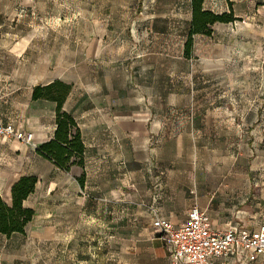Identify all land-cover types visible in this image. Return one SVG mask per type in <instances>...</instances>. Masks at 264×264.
Wrapping results in <instances>:
<instances>
[{
	"label": "rangeland",
	"instance_id": "1",
	"mask_svg": "<svg viewBox=\"0 0 264 264\" xmlns=\"http://www.w3.org/2000/svg\"><path fill=\"white\" fill-rule=\"evenodd\" d=\"M229 2L236 21L214 24L208 37L194 35L186 56L190 0H0V68L17 77L47 70L72 84L71 105L83 115L126 117L136 130L126 136L131 156L114 147L89 181L79 167L63 176L33 166L48 180L27 199L36 217L31 235L18 241L20 261L158 260L148 231L158 127L161 147L173 148L190 180L199 178L218 197L227 222L264 225V0ZM203 8L229 11L223 0ZM18 94L15 102L24 99Z\"/></svg>",
	"mask_w": 264,
	"mask_h": 264
},
{
	"label": "crops",
	"instance_id": "2",
	"mask_svg": "<svg viewBox=\"0 0 264 264\" xmlns=\"http://www.w3.org/2000/svg\"><path fill=\"white\" fill-rule=\"evenodd\" d=\"M207 11L214 13L210 9H207ZM221 13H225V11L215 14ZM56 80L65 82L59 77H50L47 70L41 71L38 75L34 74L32 71H28L24 72V76L17 77L13 71L0 68V115L3 117L4 122L10 123L20 130L31 132L34 137V146L23 145L11 140L0 141V199L8 205H10L11 201V186L20 177H36L37 182L35 188L40 182L44 183L48 180L47 175L46 178L43 179L38 178L36 174L32 173L33 166L36 164L50 166L51 170H55L63 176L69 173L59 170L52 163L35 152L40 144L51 140L53 137L55 130L56 104L45 100L32 101V88L35 85H46ZM67 84L71 85V90L62 109L74 118L80 130L85 149L84 165L83 168L80 169L82 171L81 173L84 172L83 175H85L86 179L89 181V178L98 170V166L102 162L100 156L104 155L106 158L113 156L114 147L124 148L125 155L128 157L131 156L129 155L130 152L126 151V144L128 143V138H126V136L130 132L136 130L134 127H130L131 125L128 123L126 117H115L112 115H94L93 117H87V115H83L74 101H72L71 105V100L75 96V93L72 84ZM18 93H24V99L20 102H15L14 97H18ZM184 133L185 130L183 129L176 135L178 141L183 140L181 134ZM161 136V129L158 127L156 133H154V143L158 144L154 145L153 148L154 161L156 163V176L158 175V178L156 187L154 186L153 188L152 209L151 212H149L150 227L148 230L151 236V251L153 252L155 250L159 259H155L154 262L150 261L148 264H160L162 261L166 262V260L168 264H172L164 242L151 225V221L155 216L168 220L170 223L177 226L185 221L187 211L192 206H197L209 217L213 228H224L230 223H239L249 228L248 225L242 222L240 223V221L227 222V218L222 216L224 205L219 206L217 202L218 197L210 195L206 188L202 186L199 178L196 181L190 180L192 174L190 170H186L185 165L181 163V158H178L176 161L172 158L174 149L169 147V149L166 150L164 147H161ZM177 146L178 147L175 149L177 150V156H183L185 154V149L181 145ZM198 148L197 146L196 148L193 147L191 151L195 149L200 150V148ZM167 156H169V158H166ZM128 160L124 161L125 164L121 161L124 171L126 172L129 171L127 167L130 166ZM74 168L75 167H72L70 171ZM160 174L164 177H161ZM74 183L77 185L76 179ZM79 186L81 187V185ZM27 199L23 202V206L33 209L35 214L25 227L24 234H12L10 236L0 234V264H29L25 261H20V258L15 254L16 250L20 248V246H18V241L31 235V230H29L30 225L34 222L36 217L35 207L27 205ZM82 209L85 213H89L87 208ZM80 210L81 208L79 211ZM73 211H78L76 206H74ZM259 226L249 229L255 230ZM215 264L241 263L236 260H218Z\"/></svg>",
	"mask_w": 264,
	"mask_h": 264
},
{
	"label": "trees",
	"instance_id": "3",
	"mask_svg": "<svg viewBox=\"0 0 264 264\" xmlns=\"http://www.w3.org/2000/svg\"><path fill=\"white\" fill-rule=\"evenodd\" d=\"M205 0H190V20L185 41V55H189L194 35L210 36L214 24H228L236 21L231 9L227 13L215 14L204 10ZM71 85L56 80L46 85H35L32 88L31 100H45L56 104L55 130L51 140L40 144L35 152L52 163L56 168L69 172L72 167L83 168L84 145L77 123L62 107L70 93ZM37 179L34 176L20 177L10 189V205L0 199V234H24L25 227L32 220L35 211L23 206V202L34 192ZM83 185V177L78 179Z\"/></svg>",
	"mask_w": 264,
	"mask_h": 264
},
{
	"label": "built area",
	"instance_id": "4",
	"mask_svg": "<svg viewBox=\"0 0 264 264\" xmlns=\"http://www.w3.org/2000/svg\"><path fill=\"white\" fill-rule=\"evenodd\" d=\"M11 140L34 146L33 133L6 123L0 115V141ZM151 225L164 242L172 264H215L218 260H236L249 264L264 257V225L255 230L230 223L213 228L209 217L192 206L183 223L175 226L155 216Z\"/></svg>",
	"mask_w": 264,
	"mask_h": 264
}]
</instances>
